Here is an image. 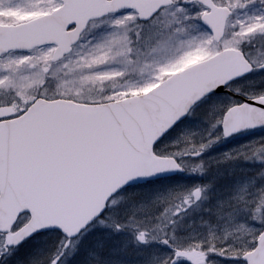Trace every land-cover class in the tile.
Returning <instances> with one entry per match:
<instances>
[{
  "label": "rangeland",
  "instance_id": "1",
  "mask_svg": "<svg viewBox=\"0 0 264 264\" xmlns=\"http://www.w3.org/2000/svg\"><path fill=\"white\" fill-rule=\"evenodd\" d=\"M215 1L233 12L221 43L264 44V0ZM61 3L0 0V24L31 20ZM204 12L193 0H177L143 27L132 10L111 14L91 22L72 53L57 63L51 61L53 45L9 52L0 58V108L19 115L38 96L97 103L144 93L218 48L201 22ZM189 116L155 149L179 157L188 172L123 191L103 219L70 241L61 264H169V244L179 255L175 263L189 255L201 259L202 253L204 264H243L234 249L237 236L249 235L252 214L264 212V158L256 155L264 131L226 139L216 111L200 104ZM193 199L212 202L216 209L206 208L212 217L184 221L175 203ZM67 242L58 232L40 234L10 249L0 264H48ZM212 254L217 258L209 259Z\"/></svg>",
  "mask_w": 264,
  "mask_h": 264
},
{
  "label": "water",
  "instance_id": "2",
  "mask_svg": "<svg viewBox=\"0 0 264 264\" xmlns=\"http://www.w3.org/2000/svg\"><path fill=\"white\" fill-rule=\"evenodd\" d=\"M200 1L212 8L203 21L220 41L231 11L211 0ZM172 4L173 0H63L51 13L17 25L1 24L0 57L11 50L55 44L52 60L57 62L72 51L90 21L125 9L147 21ZM250 71L242 52L228 50L174 73L143 94L97 104L37 98L21 116L1 120L0 227H10L18 213L28 210L34 217L29 230L55 223L79 235L122 188L183 171L174 158L156 156L154 145L205 96ZM261 111L231 110L223 130L234 128L233 134L259 127L250 122L264 121ZM10 113L11 108L0 111ZM172 163L178 167L170 168ZM245 259L248 264H264V234Z\"/></svg>",
  "mask_w": 264,
  "mask_h": 264
},
{
  "label": "flooded vegetation",
  "instance_id": "3",
  "mask_svg": "<svg viewBox=\"0 0 264 264\" xmlns=\"http://www.w3.org/2000/svg\"><path fill=\"white\" fill-rule=\"evenodd\" d=\"M203 7L205 8L204 13H206L208 11V8L205 6ZM216 46L218 48H215V52L206 56L204 59H207L224 50L236 49L242 51L244 58L250 63L252 71L249 74L238 76L231 81H228L225 85H222L220 87L219 91L204 98L201 104H204V107L206 109L216 111L222 116L227 114L230 110L237 108H239L240 110H247L248 113L262 112L261 108L258 107L255 102L249 103V100H251L253 97H259L264 94V44L257 42L224 44L219 42L216 43ZM221 123L222 119L219 124L221 125ZM260 131H264V126L244 131L237 135L231 136V138L245 134H253ZM260 157L262 156L260 155L259 158ZM200 194L201 193H199V195ZM204 194L207 196V193ZM209 198L211 201L212 197ZM243 203V207L245 204H248L245 202ZM175 204L178 206L176 211L179 212V215H181L182 213L185 215L184 221H186L187 223L191 222L193 219L198 218H202L205 222L208 220V217H212V214H207L206 208L208 207L207 209L210 210L216 209V206H214L212 202H197L195 199L188 202L177 201ZM190 211H192L194 214H190ZM252 215L253 219L249 223L252 227L250 234L247 236H237V240L235 241L237 244L235 245L234 249L240 252L239 259H244L246 254H248L249 252H253L256 249L258 239L264 232V212L262 217L257 218L254 214ZM196 223L199 224L201 222ZM189 231L190 230H184L183 235H185ZM253 243L255 244V247L250 246ZM175 249L176 247L174 246V244H169V250L172 253V258L169 264H173V261L177 259V257H179V255L175 256ZM203 255L204 254L200 253V256ZM175 264H203V260L202 258L193 259L191 258V255H189L186 257V260Z\"/></svg>",
  "mask_w": 264,
  "mask_h": 264
},
{
  "label": "snow or ice",
  "instance_id": "4",
  "mask_svg": "<svg viewBox=\"0 0 264 264\" xmlns=\"http://www.w3.org/2000/svg\"><path fill=\"white\" fill-rule=\"evenodd\" d=\"M216 90H220L219 86ZM253 102H255L258 107L264 109V94L259 97H253L251 100H249V103ZM250 123L252 124V126H264V121H253ZM234 131V128L226 126L224 130V135L227 136ZM262 153H264V145L258 146V148L256 149V155H261ZM262 158H264V156H262ZM169 167L175 169L178 167V165L172 163L169 165ZM199 193L200 190L196 189L195 194L198 196ZM101 211H103V209H101ZM33 222L34 217L32 213L28 210H25L17 214L16 219L12 221L10 227L7 223H5L3 227H0V257L5 256L10 249L19 245L21 242L31 237L34 233L59 232L64 238L67 239L68 242L61 247V250L58 254L49 258L48 264H61V260L64 254L68 251V248L71 246L70 241L72 235H78V232H74L71 229L62 228L59 224L55 223L37 226L29 230L28 226L33 224ZM87 222H90V220ZM144 238L145 234L141 232L139 235V239L143 241ZM250 246L255 247V244L253 243ZM173 264H175V261L173 262ZM245 264H247V260H245Z\"/></svg>",
  "mask_w": 264,
  "mask_h": 264
},
{
  "label": "bare ground",
  "instance_id": "5",
  "mask_svg": "<svg viewBox=\"0 0 264 264\" xmlns=\"http://www.w3.org/2000/svg\"><path fill=\"white\" fill-rule=\"evenodd\" d=\"M178 39H179V38H178ZM176 41H177V40H174V41H173V44H174Z\"/></svg>",
  "mask_w": 264,
  "mask_h": 264
}]
</instances>
